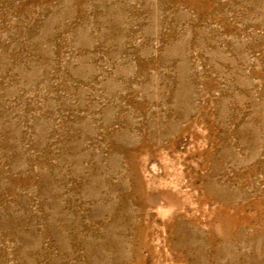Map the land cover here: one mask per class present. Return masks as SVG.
Returning a JSON list of instances; mask_svg holds the SVG:
<instances>
[{
  "label": "rangeland",
  "instance_id": "obj_1",
  "mask_svg": "<svg viewBox=\"0 0 264 264\" xmlns=\"http://www.w3.org/2000/svg\"><path fill=\"white\" fill-rule=\"evenodd\" d=\"M0 264H264V0H0Z\"/></svg>",
  "mask_w": 264,
  "mask_h": 264
}]
</instances>
